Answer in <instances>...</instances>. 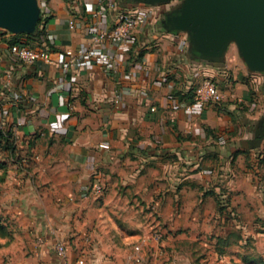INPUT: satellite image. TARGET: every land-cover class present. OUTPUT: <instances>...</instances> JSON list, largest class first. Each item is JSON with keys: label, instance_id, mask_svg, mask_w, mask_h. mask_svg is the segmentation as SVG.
Returning a JSON list of instances; mask_svg holds the SVG:
<instances>
[{"label": "crops", "instance_id": "0c3cea01", "mask_svg": "<svg viewBox=\"0 0 264 264\" xmlns=\"http://www.w3.org/2000/svg\"><path fill=\"white\" fill-rule=\"evenodd\" d=\"M174 1L140 6L150 20L127 44L91 47L93 32L142 3L38 0L31 34L45 28L36 48L51 53L49 65L18 61L16 34L0 38V128L14 133L24 163L0 185V217L14 229L0 264H137L135 255L199 264L193 250L224 263L264 237V72L234 41L221 56L203 52L176 28ZM207 80L220 99L187 110ZM97 180L100 198L90 191Z\"/></svg>", "mask_w": 264, "mask_h": 264}, {"label": "water", "instance_id": "95a60500", "mask_svg": "<svg viewBox=\"0 0 264 264\" xmlns=\"http://www.w3.org/2000/svg\"><path fill=\"white\" fill-rule=\"evenodd\" d=\"M172 10L182 14L176 28L189 30L203 52L221 56L234 41L250 68L264 72V0H182ZM40 15L38 0H0V28L13 34L33 33Z\"/></svg>", "mask_w": 264, "mask_h": 264}, {"label": "built area", "instance_id": "2783aa9c", "mask_svg": "<svg viewBox=\"0 0 264 264\" xmlns=\"http://www.w3.org/2000/svg\"><path fill=\"white\" fill-rule=\"evenodd\" d=\"M103 4V0L101 5ZM179 4V1H174L172 3L173 6ZM144 4H139L138 6H133L127 10L121 11L118 13L114 27L109 30H97L91 34L90 37V45H100L105 42L119 43V44H127L131 36L139 31H141L146 24H148L150 17L146 13H142L140 10V6ZM101 10L98 11L96 15H100ZM70 29L75 28L74 20L69 22ZM10 34L9 31L0 28V38L8 37ZM10 53L20 62L33 65V64H44L49 65L52 61L51 53L43 48H31L25 45H9ZM85 53L83 50H78L77 52L69 51L67 52L68 56L74 57L77 54L82 55ZM87 55H92V51H88ZM115 68L114 62H111L109 58L103 59V70L108 72ZM219 89L215 82L212 80L205 81L197 90V94L195 97V102L187 107V110H191L194 105L197 106H205L209 104L216 103L220 99ZM120 98L118 97L117 103H119ZM91 193L95 197H99L103 191V184L97 180L91 188ZM153 239L158 242H162L164 239V235L161 231H157L153 234ZM57 255L61 259H65L67 257V248L66 243L59 241L55 246ZM133 260L137 264H142L145 262L144 258L141 255H135ZM78 264H85L84 260H79Z\"/></svg>", "mask_w": 264, "mask_h": 264}, {"label": "rangeland", "instance_id": "374dc122", "mask_svg": "<svg viewBox=\"0 0 264 264\" xmlns=\"http://www.w3.org/2000/svg\"><path fill=\"white\" fill-rule=\"evenodd\" d=\"M13 145L14 148H10V149L6 148L5 142L0 140V161L7 166L5 170L4 169L0 170V185H2L5 182L8 176L7 171L9 168H11L12 166L21 167L24 164L21 153L23 148L21 147L20 143H18L16 137L13 142ZM101 196H103V193L97 198H100ZM2 219L3 218L0 217V226L3 227L0 230V244L2 245L0 247V250H2L3 247L8 245L14 239V229L10 224L3 222ZM254 241L255 244L253 245L254 246L253 252L252 251L247 252L244 250L237 251V249L234 247V249H231V251H229V253L225 256L227 258V261H225L224 263H220L219 261L220 257L219 258L216 257L215 253H210V251L204 252V250L203 251L193 250L192 252H190L191 261L192 262L196 261L199 264H258V263L250 262L251 261L250 257L251 256L254 257L255 261L258 260V257L264 258V237H258ZM202 248L205 249L206 247L202 246ZM247 258L249 259L247 260Z\"/></svg>", "mask_w": 264, "mask_h": 264}, {"label": "trees", "instance_id": "16d2710c", "mask_svg": "<svg viewBox=\"0 0 264 264\" xmlns=\"http://www.w3.org/2000/svg\"><path fill=\"white\" fill-rule=\"evenodd\" d=\"M45 35V28H42L40 30H38L36 33L31 34V35H12V38L10 40H8L9 45H15V44H19V45H25L31 48H36V43L42 39V37ZM22 38H25V40H22ZM195 102V96L191 97V103ZM0 140L5 142V146L6 148H14L13 142L15 140V136L14 133L9 130H4L2 128H0ZM6 165L4 163H2L0 161V170L1 169H6ZM1 228H3L2 226H0V230ZM5 229V228H4ZM2 245L0 244V247ZM249 258H247L248 260ZM251 261L253 263H258V264H264V258L263 257H258V260L255 261L254 257H250Z\"/></svg>", "mask_w": 264, "mask_h": 264}]
</instances>
